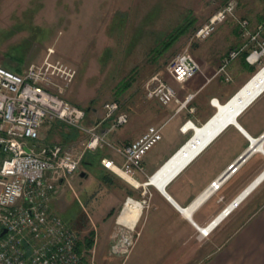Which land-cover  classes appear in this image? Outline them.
I'll return each mask as SVG.
<instances>
[{"label":"rangeland","instance_id":"374dc122","mask_svg":"<svg viewBox=\"0 0 264 264\" xmlns=\"http://www.w3.org/2000/svg\"><path fill=\"white\" fill-rule=\"evenodd\" d=\"M224 1L0 0V61L17 66L22 73L31 63H40L48 49H52L51 60H59L75 71L71 82L63 86L61 96L85 109V123L91 125L97 122L103 116V104L117 100L121 110L128 112L129 120L114 130L115 135L126 134L127 138H132L142 127L147 128L154 123L152 120L156 116H164L168 111L157 101L146 98L147 81L155 73H160L165 81H172L165 71L166 63L186 43L192 31ZM236 1L237 17L246 15L251 20L257 15L264 17V0ZM226 24L229 25L228 35L233 37L230 30L236 28L234 20H227ZM220 26L204 40L210 49L216 51L223 50L226 45ZM182 27L184 32H178ZM172 31L178 32L177 36L162 54H151L153 47H161L162 42L170 40ZM199 42L191 47L192 53ZM263 65L264 56L255 64L256 71ZM130 74L134 77L131 86L120 88L119 83ZM189 81H185L184 85ZM50 89L56 91L53 86ZM179 90L182 93L185 88ZM213 110L215 112L216 109L213 107ZM203 115L207 116V112ZM62 125L59 121L43 125L40 129L41 140L67 144L85 138ZM171 125L162 131L161 140L145 155L149 170L157 154L167 150L168 145L170 151H175L193 133L182 134L179 129L173 133L169 130ZM111 136L108 135L106 140L114 144ZM102 156L113 159L118 166L123 161L105 144L87 153L71 181V187H62L52 203L53 211L74 228L81 239L89 231L93 232L91 249H83L84 260L88 264H164L167 261L164 260L165 256L181 252V257L196 258L198 264L214 246L212 232L206 237H200L197 232L196 245L194 243L195 246L188 250H160L155 246L144 249L143 242L139 241L144 210L149 206V193L156 189L150 185L135 188L118 178L100 164ZM154 171L147 173V176L138 173L135 179L140 184L144 183ZM81 172L85 173L82 177ZM127 197L143 203L135 225L138 238L128 256L122 258L109 255L108 248L116 228V218ZM109 211L112 213L108 214ZM102 237L107 238L104 243L106 248L99 254ZM192 240H195L194 236Z\"/></svg>","mask_w":264,"mask_h":264},{"label":"built area","instance_id":"2783aa9c","mask_svg":"<svg viewBox=\"0 0 264 264\" xmlns=\"http://www.w3.org/2000/svg\"><path fill=\"white\" fill-rule=\"evenodd\" d=\"M236 8V0H225L192 31L186 43L165 65L172 81L182 84L199 72V63L191 47L208 38L219 24L230 19L236 22L244 41L222 57L215 76L224 82L230 81L228 65L245 51L244 59L248 64L255 65L260 61L264 56V23L251 30L247 19L237 17ZM52 53L49 48L40 63L30 64L22 73L0 64V264H88L84 260L85 250L79 252L77 249L82 239L53 211V201L62 187H71L87 153L102 148L104 144L109 146L122 157L121 166L106 156L99 159L100 164L121 179L123 177L114 167L135 179L137 173H144L143 158L147 151L162 138V126L150 125L132 141L108 143L106 137L128 122V112L121 110L117 100H111L103 104L101 119L87 125L85 109L61 96L63 86L71 82L75 71L59 60H51ZM51 86L56 91L51 90ZM145 90L146 98L162 106L176 102L182 108L194 96L188 93L179 100L175 89L160 73L150 77ZM216 102V98L210 99L212 106ZM53 121L63 123L85 138L67 144L42 141L41 127ZM192 126L193 121L186 119L179 129L186 133L192 131ZM257 142L259 147L256 149L262 151L264 133L249 138V148ZM232 166H229L228 174L237 168ZM223 179L213 181L211 189H218ZM229 205L218 213L216 217L222 215L221 220L208 231L196 226L200 237L208 236L236 206L228 209ZM135 225L136 222L126 225L116 221L109 255L128 256L139 235Z\"/></svg>","mask_w":264,"mask_h":264},{"label":"crops","instance_id":"0c3cea01","mask_svg":"<svg viewBox=\"0 0 264 264\" xmlns=\"http://www.w3.org/2000/svg\"><path fill=\"white\" fill-rule=\"evenodd\" d=\"M240 18L249 21L251 30L264 23V17L261 15L252 20L246 15ZM226 23L227 21L219 27L227 45L223 50H212L204 40L199 42L193 48V53L198 59L199 72L189 79L186 85L182 83L177 86L178 83L167 81L175 89L179 100H183L188 93H193V98L182 108H179L176 102L164 106L168 111L164 116H156L152 120L154 123L150 125L162 126L163 131L171 123L169 130L175 133L186 119H191L194 125L200 127L214 113V106L210 104L211 98H216L220 104L225 103L253 76L256 68L245 61L246 51L229 63L230 81L224 82L219 76H215L222 57L229 49L242 45L244 40L240 36L236 22V28L230 30L233 37L228 35L229 25ZM0 64L18 70L17 66L7 61L1 60ZM179 88L185 90L181 93ZM208 110L211 111L208 113ZM206 112L207 116H204ZM145 128L142 127L132 138H127L126 134L115 135L113 131L111 138L114 143L129 142L139 137ZM263 133L264 89L246 105L233 123L225 125L176 174L165 188L166 195L157 190L149 193V206L144 210L139 237V241L143 242V248L155 246L160 250L183 251L191 248L194 243L196 245L198 232L196 226L206 225L224 207L235 202L237 197L264 173V143L262 151L256 149L259 147L258 142L249 148V138H257ZM169 147L168 145L167 150L156 155L150 170L146 164L147 157L144 156V175L147 176V173L157 169L160 163L173 153L174 150L170 151ZM231 164L232 168L235 166L237 168L228 174ZM223 177L218 189L212 190L211 183ZM211 234L214 236V246L198 264H264V177L249 190ZM193 236L195 240H192ZM100 240L99 254L105 251L104 243L107 242V238L102 237ZM194 249L196 253V247ZM191 258L181 257V252H177L165 256L164 260L167 261L164 264H196V258ZM181 259L183 261L179 262Z\"/></svg>","mask_w":264,"mask_h":264},{"label":"bare ground","instance_id":"6f19581e","mask_svg":"<svg viewBox=\"0 0 264 264\" xmlns=\"http://www.w3.org/2000/svg\"><path fill=\"white\" fill-rule=\"evenodd\" d=\"M248 81L246 86L228 104L225 105L224 103L220 104L218 102L214 103V107L216 108V110L219 109L220 111L219 115L213 117L207 123L205 121L204 122L205 124L201 125L200 127L196 125L192 126V132H193L192 135L189 138H187L148 177L147 181H149V183H145L147 182L145 181L144 183L140 184L136 179H133L132 177H128L123 172L116 169V167H114L113 169H115L119 173V175L123 177L125 181H127L135 188L139 186L145 187L147 185H150L154 187L157 191H160L162 189L163 183L166 182V180L170 179L178 171V169L186 163V161L191 157V155L195 151L200 149L208 140H210V138H212V136L214 137L216 135L215 133L218 131V127H220L222 125V122L227 120L232 115L233 110H236L239 107L242 108L243 106L241 105L244 103L248 105L252 101L251 98L255 96L258 92L260 93L262 91L261 89L264 87V65L259 70H257L255 74H253V76H251V78L248 79ZM176 174L167 182V184L176 176ZM263 177H264V173L253 183V185H251V187L246 189V191H244L238 197V199L235 200V202L229 205L228 209H231L233 206H235L249 192V190L254 185H256V183ZM167 184L164 186V189L166 188ZM142 203L129 197L124 203L122 211L118 214L116 221L118 223H123L126 225H132L133 223L137 222L141 213ZM221 218L222 215L216 217L208 227L204 228L203 226L200 227V229H203L205 232L208 231L215 224H217L221 220Z\"/></svg>","mask_w":264,"mask_h":264},{"label":"trees","instance_id":"16d2710c","mask_svg":"<svg viewBox=\"0 0 264 264\" xmlns=\"http://www.w3.org/2000/svg\"><path fill=\"white\" fill-rule=\"evenodd\" d=\"M184 25H186V24H184ZM182 29H183V27L180 28L178 32L183 33L184 31H182ZM177 33L175 31H172V33L169 34L170 40L166 41V42H162L161 43V47L160 46L153 47L151 49V54H154L156 56L161 55L162 51L165 50L168 47L170 41H173V39H175V37L177 36ZM13 71H15L17 73L21 72V70L19 68H18V70H13ZM133 80H134V77L130 74L129 76H127L124 79H122V81L119 83V87L122 88V89L128 88L129 86H131ZM62 126H64V125H62ZM67 137H69V136H66V138ZM84 159H85V157L83 158L81 163H83ZM129 196H131V195H129ZM111 213H112V211L108 212V214H111ZM92 240H93V232L89 231L87 236L83 237L82 242H80L78 244V247H77L78 251L81 252L83 249H87V250L90 249L92 247V245H93V241Z\"/></svg>","mask_w":264,"mask_h":264},{"label":"water","instance_id":"95a60500","mask_svg":"<svg viewBox=\"0 0 264 264\" xmlns=\"http://www.w3.org/2000/svg\"><path fill=\"white\" fill-rule=\"evenodd\" d=\"M249 82V81H248ZM248 82H246L231 98H229L224 104L226 105V104H228L231 100H233L234 98H235V96H237V94L246 86V84L248 83ZM264 89V87L261 89V90H263ZM260 90V91H261ZM259 93V92H258ZM257 93V94H258ZM256 94V95H257ZM255 95V96H256ZM255 96H253L252 98H251V100H253L254 98H255ZM250 100V101H251ZM249 101V102H250ZM247 104H242L241 106H243L242 108L241 107H239L238 109H236V110H233V112H232V115L227 119V120H225L224 122H222V125L220 126V127H218V131L217 132H219L225 125H227L228 123H231V122H234L235 121V117H236V115L237 114H239V112L246 106ZM219 113H220V111H219V109H217V110H215V112L211 115V117L206 121V123L208 122V121H210L213 117H215V116H217V115H219ZM217 132L215 133V134H217ZM212 138H213V136H212ZM212 138H210V140L212 139ZM210 140H208L200 149H198L197 151H195L192 155H191V157L186 161V163L183 165V166H181L179 169H178V171L177 172H179ZM176 172V173H177ZM175 173V174H176ZM174 174V175H175ZM85 175V173L84 172H81L80 173V176L82 177V176H84ZM173 175V176H174ZM172 176V177H173ZM171 177V178H172ZM170 178V179H171ZM170 179H168V180H166V182H164L163 183V185H162V189L160 190V192L161 193H163L164 195H166V192H165V189H164V186L167 184V182L170 180ZM145 183H149V181H147V182H145ZM181 211H183V210H185V209H180Z\"/></svg>","mask_w":264,"mask_h":264}]
</instances>
